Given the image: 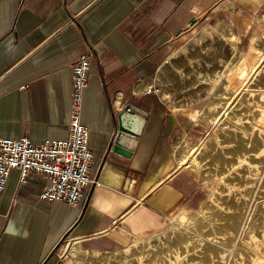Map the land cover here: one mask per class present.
<instances>
[{
    "label": "crops",
    "instance_id": "crops-1",
    "mask_svg": "<svg viewBox=\"0 0 264 264\" xmlns=\"http://www.w3.org/2000/svg\"><path fill=\"white\" fill-rule=\"evenodd\" d=\"M214 20L239 41V60L255 63L264 0H0V137H66L70 68L90 55L79 119L98 181L72 206L37 199L43 177L20 182L11 170L0 190V264H119L134 241L162 233L171 213L203 206L211 191L203 179L252 159L241 130L224 126L227 107L210 104L217 115L208 122L201 103L172 105L152 90L170 44ZM127 102L147 115L128 157L108 149L112 117ZM239 108L235 122H248ZM193 146L202 148L196 168L179 161Z\"/></svg>",
    "mask_w": 264,
    "mask_h": 264
},
{
    "label": "rangeland",
    "instance_id": "rangeland-1",
    "mask_svg": "<svg viewBox=\"0 0 264 264\" xmlns=\"http://www.w3.org/2000/svg\"><path fill=\"white\" fill-rule=\"evenodd\" d=\"M230 41L234 42V48H236L238 40L233 34H229L227 24L223 23L222 20L209 21L186 32L170 44L164 61L157 68L152 78V90H155V93H158L161 98L176 106H188L198 102L201 103L203 109L206 107L211 110L212 104L213 106H219V108L222 107L225 100L230 98L229 96L232 95V92L239 86L238 84L241 81L239 75L235 74L236 76L233 75V79H229L230 76L224 73L228 60L233 59V61L239 62L243 55L237 57V54L244 53L243 50L232 49ZM258 71L251 74V77L254 78L251 82L254 91L253 93L250 92V96H248L252 98L259 97L256 99L258 102L256 108H258L255 109L254 107L253 114H250L252 112L249 109L237 105L229 113L230 121H225L224 124L232 131L231 133L234 131L232 126L239 129L238 126L242 127L243 125L248 130L252 129L253 132L250 131L253 136L252 141L260 143L259 146L253 145L251 153L249 151V156L251 155V158L255 160L251 159L248 162L234 161L228 164L226 170L219 172V174H226V176L203 179L208 181L207 185L211 191L201 208L195 211H174L169 215L166 224L169 220L170 223L162 233L159 232L160 234L146 237L145 240L134 241V245L126 250L128 251L127 258L122 260L119 255L114 258V261L120 260L119 264L122 261L128 264H196L197 259L190 256L193 251L188 249H185L183 256L177 252L174 259H168L165 256L168 245L174 241L176 232L179 230L176 227L172 228V221L181 220L192 221L194 224L200 223L203 224L206 231L212 230L214 236H223V233L216 230L220 229L232 214L248 206L249 188L252 185L243 177L247 176L252 166L258 169L264 164V159H261L264 156V103L260 102L264 100V69ZM224 83L227 84L226 87ZM256 93L261 94L256 95ZM237 107L242 109V111H240V108L238 109L237 115L242 113L247 119L249 117L248 122L243 124L235 122L234 112ZM250 115L255 117L259 126L252 124ZM230 123L233 125L231 126ZM234 156L237 157V155ZM243 157H246L245 152ZM220 166L222 165L220 164ZM221 170H223L222 167ZM256 239L259 240L258 243L262 242L264 233Z\"/></svg>",
    "mask_w": 264,
    "mask_h": 264
},
{
    "label": "bare ground",
    "instance_id": "bare-ground-1",
    "mask_svg": "<svg viewBox=\"0 0 264 264\" xmlns=\"http://www.w3.org/2000/svg\"><path fill=\"white\" fill-rule=\"evenodd\" d=\"M263 56L264 52L260 53L256 59L257 61L255 60L256 62L252 65L248 64V62L243 59L239 62L236 60L233 61V59L227 62L224 73L230 76L228 77L229 79H233L232 77L235 74L237 76L239 75L241 81L238 84L239 86L232 92V95L229 96L230 98L226 99L224 102L223 106L227 107V112H225L226 114L224 115L226 121H230L229 113L237 105H241V108L249 109L251 112L258 108H256V104L258 103L256 99L259 97L256 96L257 98H252L248 96H250V92L253 93L254 91L251 84L254 78L251 77V74L257 70H261L262 67L259 66L258 63L262 62L260 60ZM257 94L261 93H256V95ZM260 102L264 103V100ZM203 111L205 112L203 117L206 121L215 120L216 113H212V110L209 108H204ZM250 114H253V112ZM218 116H220V114ZM250 116L252 124L259 126L255 117L253 115ZM238 128L242 132V138H247L246 140L250 144V147L252 145L251 149H253V145H260L259 142L252 141V129L248 130L244 128L243 125L242 127L238 126ZM186 150L181 152L182 155L179 161H186L189 165L196 168L200 164L202 148L193 146L187 151ZM261 159H264V156ZM243 178L244 180H248L252 185V187L249 188L250 195L247 200L248 206L232 214L229 220L222 224L223 226L220 229L218 228L216 230L217 232L223 233V236H214L212 230L206 231L203 224L200 223L194 224L192 221L181 220L172 221V228L176 227L179 230L176 232L174 241L168 245L165 252V256L168 259H174L177 252L183 256L185 249H188L193 251L190 256L197 259L198 262L196 264H264V239L260 242L261 244L258 243L259 240L256 239L264 233V164L258 169L252 166L247 176ZM151 262L153 261L151 260Z\"/></svg>",
    "mask_w": 264,
    "mask_h": 264
},
{
    "label": "built area",
    "instance_id": "built-area-1",
    "mask_svg": "<svg viewBox=\"0 0 264 264\" xmlns=\"http://www.w3.org/2000/svg\"><path fill=\"white\" fill-rule=\"evenodd\" d=\"M89 62L90 55L80 54L70 68L71 101L66 137L46 139L41 143H32L26 136L0 137V190L11 170L17 171L20 182L25 181L28 173L41 175L44 184L36 197L46 202L75 206L86 188L96 186L97 173L90 171L92 155L87 148L88 128L79 119Z\"/></svg>",
    "mask_w": 264,
    "mask_h": 264
},
{
    "label": "water",
    "instance_id": "water-1",
    "mask_svg": "<svg viewBox=\"0 0 264 264\" xmlns=\"http://www.w3.org/2000/svg\"><path fill=\"white\" fill-rule=\"evenodd\" d=\"M146 112L132 103H125L112 117L113 132L109 148L122 156H130L145 124Z\"/></svg>",
    "mask_w": 264,
    "mask_h": 264
}]
</instances>
